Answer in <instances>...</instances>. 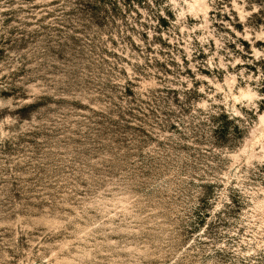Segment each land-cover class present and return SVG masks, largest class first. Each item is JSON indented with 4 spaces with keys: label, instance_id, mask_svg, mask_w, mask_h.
<instances>
[{
    "label": "rangeland",
    "instance_id": "obj_1",
    "mask_svg": "<svg viewBox=\"0 0 264 264\" xmlns=\"http://www.w3.org/2000/svg\"><path fill=\"white\" fill-rule=\"evenodd\" d=\"M0 264H264V0H0Z\"/></svg>",
    "mask_w": 264,
    "mask_h": 264
}]
</instances>
